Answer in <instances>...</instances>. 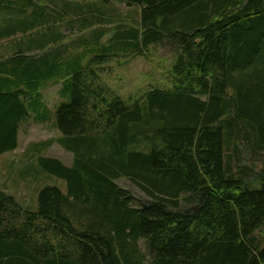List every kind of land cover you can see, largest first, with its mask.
Masks as SVG:
<instances>
[{
    "label": "trees",
    "instance_id": "16d2710c",
    "mask_svg": "<svg viewBox=\"0 0 264 264\" xmlns=\"http://www.w3.org/2000/svg\"><path fill=\"white\" fill-rule=\"evenodd\" d=\"M88 1L0 0V155L26 117L53 118L42 91L55 84L58 142L74 155L37 157L67 189L44 185L36 209L0 189V264H264V0H101L140 10L106 42ZM160 46L174 52L170 88L124 98L102 79L112 56Z\"/></svg>",
    "mask_w": 264,
    "mask_h": 264
},
{
    "label": "rangeland",
    "instance_id": "374dc122",
    "mask_svg": "<svg viewBox=\"0 0 264 264\" xmlns=\"http://www.w3.org/2000/svg\"><path fill=\"white\" fill-rule=\"evenodd\" d=\"M33 2L51 5L52 8L55 6L58 10L64 11L67 9L65 3L70 4L75 0H33ZM87 5L100 6L101 12H98V14L105 13L103 15L106 17L104 18L105 21L94 24L96 27L108 30L103 38L104 42L112 37L119 24H124V28L130 27L131 23H137L140 16V10L137 6H129L123 2L104 4L101 0H91L87 2ZM71 17L72 15L66 16L65 23H62V20L57 21L60 23L61 30L68 33V37L63 40V44L69 51L74 49L73 43L81 36L77 31V33L69 31L77 30V26L73 29L67 22L68 18ZM38 29L44 30L45 28L39 27ZM18 36H21V34L19 33ZM9 42L10 39L0 40V56L4 53V46L8 45ZM79 50H82V46ZM173 60L174 52L168 46L152 48L147 56H112L103 67L102 79L121 97L133 96L141 99L146 91L155 87L168 89L172 86L170 66ZM59 89L60 84H55L42 91L43 102L46 107L54 110L53 120L48 119V123H42L35 120L33 115L26 117L20 127L19 146L0 155V189L12 193L19 202L28 205L31 209L37 208L38 192L44 185L55 184L61 187L63 191L67 189L66 182L60 177L45 173L39 174L40 172L36 167L37 157L39 155L55 157L67 165H71L74 159L73 153L58 142L61 132L56 126L55 111L60 103ZM245 165L250 166L251 162L246 160ZM263 166V162L256 161L254 167L256 171H259ZM33 174L39 176L34 177ZM118 182L132 190L138 198H148L146 193L128 177H120ZM256 237L264 243V225L261 230L256 232ZM140 245L144 250V241H141Z\"/></svg>",
    "mask_w": 264,
    "mask_h": 264
}]
</instances>
